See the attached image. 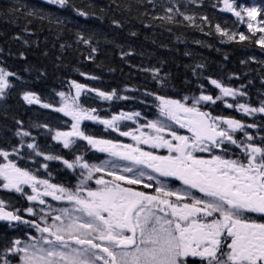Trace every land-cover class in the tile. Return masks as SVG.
<instances>
[{
  "label": "snow or ice",
  "instance_id": "snow-or-ice-1",
  "mask_svg": "<svg viewBox=\"0 0 264 264\" xmlns=\"http://www.w3.org/2000/svg\"><path fill=\"white\" fill-rule=\"evenodd\" d=\"M221 2L220 10L246 24L248 34L230 32L219 24L215 31L229 41L254 40L264 49V10L237 4L236 0ZM44 3L72 7L77 15L89 16L87 11L71 5L70 0ZM0 12L13 16L22 12L27 24L32 23L29 17L48 18L42 9L22 0H15ZM180 15L195 22L193 16ZM166 18L172 20V16ZM201 19L208 22L206 16ZM113 23L120 26L117 21ZM24 30L28 31L27 25ZM77 41L92 43L91 38L82 34H77ZM95 51L93 47L92 52ZM20 58L27 59L24 53H20ZM144 71H151L159 80V69ZM21 79L18 73L0 66V100H5L16 87L14 81ZM207 80L217 94L202 90L199 96L191 98V103L189 97L181 100L146 92L159 101V113L164 119L147 120L131 130H122L121 122L138 121L139 111H121L102 118L96 108L80 103L82 93L89 92H95L104 101L130 99L118 96L116 90L105 92L72 80L70 91L57 93L62 101L60 106L41 101L33 91H22L21 99L26 104H40L70 117L68 130H53L47 124L37 127L54 132L51 139L69 150L71 159L41 150L31 131L23 128L22 121H16L19 127L14 136L19 138L18 142L10 148L0 147V192L19 194L28 206L18 208L0 198V221L34 228L40 235L29 234L28 241L12 239L0 249V264H264V136L257 144L256 137L248 132L261 125L213 115L202 107L219 102L248 117H264V99L253 106L241 102L248 96L246 86L234 88L215 78ZM84 121L99 123L119 136L130 137L134 143L88 134L82 128ZM173 125L186 129L190 135L180 134ZM142 129L152 130L151 134ZM237 132L242 139L237 138ZM80 141L85 142L86 151L107 153L130 164L117 172L113 170L117 165L110 161L93 163L85 152L79 151ZM141 145L152 150L146 151ZM230 146L239 149L241 155L231 158ZM158 149L167 154H156ZM204 153L209 158L201 155ZM36 157L45 163L35 170L19 163L25 159L37 163ZM47 161L62 162L76 182H54ZM169 179L179 181L181 187H170ZM48 198L67 206L54 208Z\"/></svg>",
  "mask_w": 264,
  "mask_h": 264
},
{
  "label": "trees",
  "instance_id": "trees-1",
  "mask_svg": "<svg viewBox=\"0 0 264 264\" xmlns=\"http://www.w3.org/2000/svg\"><path fill=\"white\" fill-rule=\"evenodd\" d=\"M239 1L264 10V0ZM22 2L42 9L48 18L29 17L32 23L27 24L22 12L15 16L0 12V66L18 73L22 78L14 81L16 87L5 100H0V147L10 148L18 142L14 132L19 127L16 123L19 120L23 122L24 129L31 131L41 150L71 159L69 150L51 139L54 132L37 127L47 124L53 130H68L70 118L40 104H26L21 99V93L33 91L41 101L60 106L57 93L70 91L69 82L72 80L89 88L105 92L116 90L118 96L130 97L127 100L114 98L104 101L95 92L83 93L80 103L96 108L101 117L121 111L146 113L154 109L157 100L146 92L173 99L199 96L202 90L215 95L217 90L208 83V77L234 88L246 86L244 90L248 96L241 102L247 101L256 106L264 99V49L254 40L229 41L215 31V25L219 24L230 32L248 34L233 14L220 10L223 7L221 0H152L151 3L149 0H70L75 8L89 13L87 18L77 15L72 7L59 8L44 3V0ZM14 3L15 0H0V9ZM168 8L173 11L167 12ZM180 13L193 16L195 22L184 20ZM161 16L165 19L155 18ZM167 16H172V20L169 21ZM205 16L208 22L201 19ZM26 25L28 31L24 30ZM77 34L91 38V45L78 42ZM17 36L19 39H16ZM93 47L96 49L94 53ZM20 53H24L27 59H21ZM197 65L203 67L198 68ZM144 69H159V80L151 71ZM92 76L97 79H90ZM204 108L213 115L261 125L248 129L258 144L261 143L264 117L240 115L219 102ZM82 128L94 136L103 133L100 125L84 124ZM78 143L79 151L85 152L89 160H95V155L85 150V143ZM35 160L37 163L27 159L19 163L33 170L40 163H45L41 157ZM47 163L54 182H76L75 176L62 162ZM40 171L46 175L43 169ZM0 198L18 208L28 206V202L14 192H0ZM10 226L0 224V249L11 241L7 236L12 233ZM15 238H23V235L17 233Z\"/></svg>",
  "mask_w": 264,
  "mask_h": 264
},
{
  "label": "flooded vegetation",
  "instance_id": "flooded-vegetation-1",
  "mask_svg": "<svg viewBox=\"0 0 264 264\" xmlns=\"http://www.w3.org/2000/svg\"><path fill=\"white\" fill-rule=\"evenodd\" d=\"M157 112H158V114H157V116L154 118V117H150V118H148V119H146V118H144V120L145 121H147V120H156L157 119V117H158V115H160V113H159V108H157ZM153 118V119H152ZM159 119H164V118H162L161 116L160 117H158ZM145 122H143V124H144ZM168 123H172L171 121H169ZM140 125V124H139ZM139 125H135L134 126V128H137V127H139ZM173 127L174 128H176L178 131H179V133L180 134H184V135H190V133H188L187 132V130L186 129H179L178 128V126H176V125H173ZM134 128H132V129H134ZM142 130H144V131H147V132H150L149 134H151V131L152 130H150V129H142ZM118 137H120L121 138V140H115V141H119V142H122V143H134L132 140H131V138L130 137H122V136H119V134L117 133L116 134ZM141 147L142 148H144V150H146V151H151L152 149L148 146V145H141ZM232 150H235L234 152H231ZM156 151V154H167L166 153V150H164V149H158V150H155ZM204 158H209L208 157V154L207 153H204V154H201ZM229 155H230V157L231 158H237V156H240L241 155V153H240V150L239 149H236L235 147L234 148H231L230 149V151H229ZM113 158V157H112ZM110 160H112V161H119V160H121V159H119L118 157H116V158H114V159H110ZM102 161H108V158L106 157L105 158V156L103 155L102 156ZM122 161V163H123V166L124 165H127V164H130V162L129 161H125V160H121ZM120 171V169L117 171V172H119ZM126 175H130V174H128V173H125ZM106 179H111V177H105ZM161 179H164V178H161ZM169 182V186L170 187H173V188H179V187H181V184H180V182L179 181H174V180H171V179H169L168 180ZM256 218H258V217H256Z\"/></svg>",
  "mask_w": 264,
  "mask_h": 264
},
{
  "label": "rangeland",
  "instance_id": "rangeland-1",
  "mask_svg": "<svg viewBox=\"0 0 264 264\" xmlns=\"http://www.w3.org/2000/svg\"><path fill=\"white\" fill-rule=\"evenodd\" d=\"M236 3L237 4H240V5H244L243 4V2L242 1H239V0H237L236 1ZM244 6H246V5H244ZM246 7H253V6H251V5H247ZM258 19H259V17H258ZM240 23V22H239ZM242 26H244L246 29H247V26H246V24H244V23H240ZM248 30V29H247ZM257 35H259V34H257ZM71 91H73V93H74V90H71ZM83 94V93H82ZM184 97H186V96H184ZM184 97H182L181 98V100L184 98ZM61 98H60V104H61ZM189 103H191V98L189 99ZM158 104H159V101H158ZM223 105V104H222ZM224 106V105H223ZM158 107V106H157ZM236 112H238L240 115H244V114H242L241 112H239V111H236ZM157 116V114H155V117ZM154 117V118H155ZM158 117H160V115H158ZM157 117V119H159ZM70 118V117H69ZM163 118V117H162ZM153 119V118H152ZM156 119V120H157ZM138 120H140V121H142V122H145L146 123V121L144 120V118H142V115H141V117L140 118H138ZM70 121H71V119H70ZM122 122H125V121H122ZM121 122V124L122 125H124L125 123H122ZM90 123H96V122H93V121H90ZM83 124V123H82ZM128 124H130L131 125V123H130V121H128ZM103 126V125H102ZM148 133H150V132H148ZM239 134V132H237L236 133V135H238ZM242 139V138H241ZM93 151V150H92ZM98 153H100V152H98ZM114 158H116V157H113L112 159H114ZM108 161H110L111 162V164H115V165H117V167L116 168H114L113 170L114 171H118L122 166H123V163H122V161L121 160H119V161H112V160H108ZM101 162H103V161H96V162H93V163H101ZM111 164L109 165V167H111ZM167 182H169V181H167ZM27 191H30V189H26ZM48 200H49V202L53 205V207L54 208H61V207H65V206H67L66 204H64L63 202H56V201H51V198H48ZM37 220H38V222H39V217H37ZM49 223H51V220H49ZM26 228H28L27 226H25ZM30 229V228H29ZM31 231H32V234H33V236H36V237H39V233L34 229V228H31ZM1 234V233H0ZM5 237V235L2 237V239ZM2 241H4V240H2ZM24 241H28V239H26V240H24ZM14 264H16V261H14Z\"/></svg>",
  "mask_w": 264,
  "mask_h": 264
},
{
  "label": "water",
  "instance_id": "water-1",
  "mask_svg": "<svg viewBox=\"0 0 264 264\" xmlns=\"http://www.w3.org/2000/svg\"><path fill=\"white\" fill-rule=\"evenodd\" d=\"M14 223V222H13Z\"/></svg>",
  "mask_w": 264,
  "mask_h": 264
}]
</instances>
